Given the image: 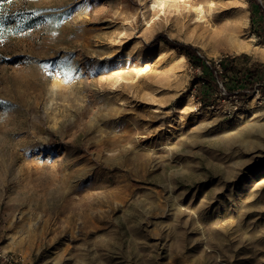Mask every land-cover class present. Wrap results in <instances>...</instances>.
Masks as SVG:
<instances>
[{"label":"rangeland","instance_id":"1","mask_svg":"<svg viewBox=\"0 0 264 264\" xmlns=\"http://www.w3.org/2000/svg\"><path fill=\"white\" fill-rule=\"evenodd\" d=\"M148 1L0 0V264H264V104L236 105L237 87L217 84L203 101L175 47L246 55L228 74L256 81L264 37L247 0H189L202 4L201 21ZM116 119L136 122L139 147L153 152L134 211L105 185L107 174L136 178L130 150L116 159L103 146L120 133ZM246 125L251 141L235 156L225 138ZM232 170L245 186L230 206ZM67 172L81 190L75 214H57Z\"/></svg>","mask_w":264,"mask_h":264},{"label":"bare ground","instance_id":"2","mask_svg":"<svg viewBox=\"0 0 264 264\" xmlns=\"http://www.w3.org/2000/svg\"><path fill=\"white\" fill-rule=\"evenodd\" d=\"M188 1L189 0H149L148 8L155 10V11H159V13L161 14L165 13L167 9L175 10L179 12L181 8H184L188 11L193 12L192 14H194L195 21H201L204 18L205 13H206L202 4L198 6H192L188 3ZM149 25L147 24V26ZM108 57L111 59V62H121L123 60V57H120V56H116V57L108 56ZM118 104L120 105L123 104V101L121 98H119ZM251 107H255V105H252ZM155 111H158V110H155ZM118 120L119 119H116L115 121V125H116L115 127L121 126V128H119L121 129L120 133L115 134L114 137L111 140H109L108 143L106 144L104 143L103 146L106 145V147H108L106 148L107 150L115 152L112 154L115 155L116 159H120L121 156H123L125 152L130 150L132 154L130 155V158L127 161L133 165L131 172L138 179L125 177L123 174H119V173L111 174V175L107 174L105 185L108 187L112 186L115 188V193H114L115 198H117L118 203L122 204L121 207L123 209L130 207L132 211H134L135 210L134 206L136 204L137 198L133 196V193L136 190L141 189L139 183L144 181L143 180V178L145 177L144 171L147 165L149 164L148 155L150 156L153 155V152L152 150H150L149 153H146L139 147L138 143L140 142V140H136L133 136V131H135L136 128H138V125L136 122L131 129V127L130 126L128 127L127 124L125 123H122V124L118 123L119 122ZM243 128L244 129L240 131V133L235 132L232 135L227 134L225 138V143L227 147L230 149V151L235 156L238 150L235 147H237L239 143H243V142L245 143L246 141L249 143V141H251L250 140L251 137L249 133V125H246ZM126 144H129L130 146L128 147L126 146ZM100 148L102 147L100 146ZM164 149L167 150L168 147H165ZM169 150H171V147H169ZM210 154L213 156H216V154L213 152H210ZM122 163L123 161L120 160V163H118V168L120 167L119 164L122 165ZM164 163L165 162H163L160 165H164ZM107 167H108L107 168L108 170L115 169L113 164L112 165L110 164ZM72 175L74 174H70L69 172H67L63 174L60 178L61 179L60 186H59L60 190H58L60 200H59V204L55 208L57 214H66L69 210L73 214H75L74 207L72 205L73 197L71 196V194L79 192V190H81V187H80V182H75V180L72 181V177H73ZM232 177H233V170L231 171L230 176L227 177V181L229 185L234 186L233 190L230 189L231 198L228 196L230 206H232L234 202H236L237 197L242 193L243 188L245 186L244 181L240 182L238 186L234 184L233 180L231 179ZM165 187L168 191V198L170 200L169 205L173 207V204L175 203L174 197L172 196L173 174L169 173L166 175ZM86 196H87V193L82 194L79 200L84 201ZM219 206H221L220 203H219ZM79 215L85 216V218L82 220L83 223L91 221V218L87 214V209H81V212ZM69 220L71 221L72 217L69 216L68 221Z\"/></svg>","mask_w":264,"mask_h":264},{"label":"trees","instance_id":"3","mask_svg":"<svg viewBox=\"0 0 264 264\" xmlns=\"http://www.w3.org/2000/svg\"><path fill=\"white\" fill-rule=\"evenodd\" d=\"M249 4V10L251 13V19H252V26L253 31L260 37H264V0L257 1V0H247ZM164 42L170 43L168 39H163ZM173 44V43H172ZM178 50L184 53L186 59L188 60L190 66L195 69L196 67H201L202 69V76H197V82L202 80L201 88H200V95L203 101H205V98L209 91H213L214 87L216 88V78L213 76L212 71L208 66H205L201 59L197 56V51L199 49L192 47L191 45H178L175 46ZM247 58L246 55L241 56H234V55H227L224 60L222 61V73L219 76V79L225 78L222 82L224 83V86L228 90L231 91L233 87H237L234 89L236 90H242L245 89L247 86L252 84L255 80L253 78L257 76V73L253 72H245L240 77L236 78L233 74H228V69H235L237 66V61L240 59ZM241 64H244L241 62ZM195 82V81H194ZM231 83V85H228V83ZM227 83V85H226ZM231 86V87H229ZM233 90V89H232ZM202 102V101H201Z\"/></svg>","mask_w":264,"mask_h":264},{"label":"built area","instance_id":"4","mask_svg":"<svg viewBox=\"0 0 264 264\" xmlns=\"http://www.w3.org/2000/svg\"><path fill=\"white\" fill-rule=\"evenodd\" d=\"M197 56L201 59L202 63L205 66H208L212 71L213 76L216 78L217 89H219L222 93H225L226 87L224 86V83L219 79V76L222 73V61L227 55L210 58L200 50H198ZM194 71L196 72L197 76H202L203 72L201 67H196ZM199 83L202 84V80H200ZM234 93L236 94V97L240 95V98H238V100L240 101H235L236 105H240L245 97H249V99L255 100L259 105L264 104V76H260L256 81L250 84L249 87H246L242 90H236L234 91ZM236 105L233 107L234 110L237 108Z\"/></svg>","mask_w":264,"mask_h":264}]
</instances>
